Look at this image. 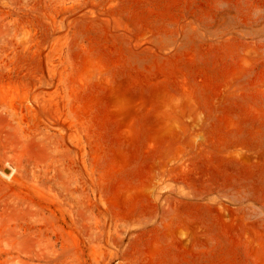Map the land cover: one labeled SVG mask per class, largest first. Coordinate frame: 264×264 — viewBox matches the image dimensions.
Returning a JSON list of instances; mask_svg holds the SVG:
<instances>
[{
	"label": "rangeland",
	"instance_id": "374dc122",
	"mask_svg": "<svg viewBox=\"0 0 264 264\" xmlns=\"http://www.w3.org/2000/svg\"><path fill=\"white\" fill-rule=\"evenodd\" d=\"M0 264H264V0H0Z\"/></svg>",
	"mask_w": 264,
	"mask_h": 264
}]
</instances>
